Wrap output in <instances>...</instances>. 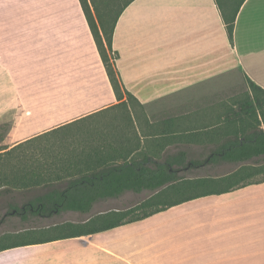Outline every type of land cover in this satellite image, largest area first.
<instances>
[{
	"label": "crops",
	"instance_id": "0c3cea01",
	"mask_svg": "<svg viewBox=\"0 0 264 264\" xmlns=\"http://www.w3.org/2000/svg\"><path fill=\"white\" fill-rule=\"evenodd\" d=\"M4 25L0 122L14 119L0 148L118 103L82 13H23ZM112 48L123 87L143 108L139 151L157 150L163 161L181 142L216 148L234 139L237 100L256 105L249 82L264 92V0L242 2L232 41L216 0H133ZM0 264H264V181L92 235L6 250Z\"/></svg>",
	"mask_w": 264,
	"mask_h": 264
},
{
	"label": "trees",
	"instance_id": "16d2710c",
	"mask_svg": "<svg viewBox=\"0 0 264 264\" xmlns=\"http://www.w3.org/2000/svg\"><path fill=\"white\" fill-rule=\"evenodd\" d=\"M58 1L63 4L59 12L73 11L75 0L73 6L71 0ZM77 1L81 9L78 14L82 13L86 20L118 103L9 149L8 146L0 148V152L6 150L0 153V195L46 189L21 206L9 203L5 216L18 217L25 222L31 218L49 219L67 211L86 214L96 203L118 198L125 192L151 191L154 194L133 209L106 212L84 223L53 225L38 230L35 235H27L30 229L4 234L0 237V252L92 235L194 199L228 193L264 181L254 180L264 173V168L245 164L254 159H264V131L256 129L260 124L258 115L264 123V100H257V93L264 92L251 82L249 88L256 105L250 101L249 106L237 116L238 120L235 118L236 123L240 122L241 134L235 132L233 140L212 149L204 162L187 161L185 151L167 155L163 161L154 160L153 155L139 151L140 136L144 135H140L136 124L139 115L145 117L143 108L123 87L115 65L117 53L112 48L117 19L133 0H126L113 17L109 15V2L106 0L103 12L93 6L94 0ZM216 1L228 39L232 41L235 19L244 0ZM247 98H251L249 94ZM191 136L193 134L186 135ZM222 163L244 164L221 176L187 178L180 175L181 172ZM134 212L138 213L137 216L130 217Z\"/></svg>",
	"mask_w": 264,
	"mask_h": 264
},
{
	"label": "rangeland",
	"instance_id": "374dc122",
	"mask_svg": "<svg viewBox=\"0 0 264 264\" xmlns=\"http://www.w3.org/2000/svg\"><path fill=\"white\" fill-rule=\"evenodd\" d=\"M93 6L100 10L101 12L105 11V4L104 0H94ZM109 2V15L110 17H113L121 8V6L124 4L126 0H106ZM41 2V3H39ZM63 4L58 0H0V29L2 27H6L7 25H4L5 22L10 21V19L18 18L20 14L23 13H34V12H54L62 10ZM69 10H71V4L68 5ZM73 11L78 14L80 13L81 9L79 6V3L77 0H75V5L72 8ZM107 12V13H108ZM109 25V24H108ZM107 25V27H108ZM95 78H98L97 75ZM41 79H37L35 82V85H40L42 88L47 90L49 88V83H47V80L45 78V81H40ZM27 85V84H26ZM30 86V85H27ZM243 96V94H241ZM241 96V97H242ZM132 105V102H130ZM249 106V103L244 102V100H237V106H236V112H235V118L237 119V116L240 115L241 112H243L247 107ZM134 111V110H133ZM137 111V110H135ZM134 111V112H135ZM234 118V119H235ZM14 119V115H11L10 117H7L3 126V122H0V142L2 141V138L7 135V129L8 125L11 126ZM240 122L236 124L235 132H238L240 135ZM242 131V130H241ZM243 131H245L243 129ZM234 132V133H235ZM182 144L179 145L177 148H169L165 154L168 152L170 153H176L177 151L184 150L187 153L188 159H205V155L211 152V147H203V146H197L198 142H190L185 143L181 142ZM154 157H159L161 159L162 154L159 153L157 150L153 153ZM207 156V155H206ZM244 163L239 164H233V163H222L221 165H207L204 168L197 169V170H191L188 172H181V177H201V176H221L228 174L239 167L243 165ZM250 166H259L261 168H264V159L259 158L257 160L245 163ZM264 179V173L256 176L254 180H260ZM46 189L38 188L36 190H30V191H24V192H14L11 195H0V237L4 234L9 233H22L26 229L29 232H27V235L29 234H36L38 230L53 226V225H60L64 223H84L89 221L91 218L103 214L106 212L111 211H127L130 209H133L134 207L138 206L142 202L149 199L154 193L151 191H143L141 193H133V192H125L123 195H121L118 198L115 199H107L104 201H100L94 205L92 210L89 213L82 214L79 212H73V211H67L63 212L59 215L53 216L49 219H34L31 218L29 221H21L18 217L13 216H5L8 212V206L9 203L21 206L24 202L31 199L35 195L41 194L45 192ZM137 212H134L130 215L137 216ZM33 231V232H30Z\"/></svg>",
	"mask_w": 264,
	"mask_h": 264
}]
</instances>
